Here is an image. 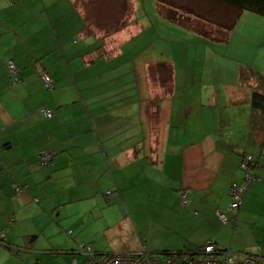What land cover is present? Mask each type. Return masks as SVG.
<instances>
[{"label": "crops", "instance_id": "1", "mask_svg": "<svg viewBox=\"0 0 264 264\" xmlns=\"http://www.w3.org/2000/svg\"><path fill=\"white\" fill-rule=\"evenodd\" d=\"M128 1L123 19L118 11L115 28L102 33L75 0H0V236L8 245L0 255L9 264H79L78 244L107 253L143 242L162 253L212 241L236 255H255L248 252L254 249L264 256V110L251 101L253 92L264 95L259 44L255 62L235 60L231 48L246 40L234 39L237 21L228 35L209 39L158 12L181 34L182 49L168 61L149 51L143 60L149 103L131 112L122 104L121 81H105L120 77V45L148 28L135 17L147 16L137 0ZM242 23L239 33L264 38V21L247 15ZM210 28L209 36L219 33ZM106 59L117 61L113 70ZM160 62L171 65L165 88L153 77ZM247 67L259 74L257 82ZM43 73L53 89L44 88ZM44 107L51 117L42 115ZM140 117L149 120L150 140L149 150L138 153ZM44 150L52 153L48 166L38 163ZM248 153L259 181L235 212L229 188L243 182L241 158ZM136 161L140 169L127 176L124 167ZM138 174L144 204L123 213L119 200L128 192L138 197L131 195ZM251 235L256 242L245 243ZM233 240L239 250L229 247Z\"/></svg>", "mask_w": 264, "mask_h": 264}, {"label": "rangeland", "instance_id": "2", "mask_svg": "<svg viewBox=\"0 0 264 264\" xmlns=\"http://www.w3.org/2000/svg\"><path fill=\"white\" fill-rule=\"evenodd\" d=\"M76 4L80 6L82 10L85 11L84 15H86V19L90 24H93L97 26V28H100L102 33H106L108 31H111L113 28H115V25H117L116 19H117V12L123 11L124 13L126 10L130 7V3L128 0H75ZM138 7H139V13L143 14L145 13L147 16L139 17L134 9L135 17L137 18V22L140 25H147V29H141L137 36L133 37L129 42L123 43L120 45V50L122 52V55L119 56V63L117 67V71L120 75L119 78H109L106 76V83L109 82H117L121 81L122 88L124 90L121 91V100L122 104H125L127 109L129 111H133V109H139L140 105L143 103H149L148 93L145 94V88H144V82H145V75H144V67H143V60L150 52H156L159 54V58H163V60L168 61L172 60L171 57L174 56L178 59V52L181 51L182 47V36L181 34L165 25H163V21L159 17V11H158V4L155 3L156 0H137ZM165 3L167 4L166 7L172 6L171 8H166L167 11L174 12L173 10H180L181 12H185L190 17H194V20L188 21L186 18L182 19L183 22H185L187 25H189L190 28L197 30L198 32H201L200 29L206 32H210L211 25H208L209 23H204L201 18H198L197 16H201L203 18H206L208 20H214V21H227L228 17L224 15V12H227L229 14L230 12L233 13L234 11L232 8L229 9V7L224 5L216 4V0H165ZM159 4L160 7H162L163 4ZM165 4V5H166ZM217 5L219 12L217 13V16L212 15L213 10H217ZM215 7V8H214ZM185 10H189L191 12H187ZM164 12L166 10H163ZM209 11V12H208ZM175 13V12H174ZM235 13V11H234ZM247 15H252L253 17H257L264 21V17L261 15H257L254 13H250L248 11H241L236 16V21L239 23V26L237 27V30L234 33V36L245 38L246 40L241 43V45H236L234 48H231V56L235 60H242V59H248L251 60L253 57L256 58L257 51H258V44L261 49L260 56L263 57L262 59L258 60L257 62L262 63L264 61V38L257 37V36H246L243 33L240 32V27L242 26V22H246ZM125 16L122 15L121 18ZM132 16L134 17V13L132 12ZM229 16V15H228ZM230 17V16H229ZM202 18V19H203ZM118 21V20H117ZM120 21V17H119ZM104 22L105 24H103ZM262 24L261 22L253 23L254 27L256 28L257 32L259 31V28L257 24ZM263 26V24H262ZM104 28V30H103ZM143 30V31H142ZM208 34V33H207ZM254 38V40L249 41L250 38ZM256 38V39H255ZM102 39V38H101ZM263 44V45H262ZM126 53V55H125ZM182 54V53H181ZM106 58L108 56L106 53L104 54ZM127 61H125V59ZM155 58V59H157ZM180 59V57H179ZM174 60V59H173ZM253 62H255V59H253ZM117 61L115 60H109L106 59L105 66L107 68V71L113 70L114 64H116ZM237 65V64H235ZM146 69V68H145ZM154 75L153 77H156L155 80L158 82L161 81V83L165 86L170 85V79L167 78V74L163 68H156V66L153 68ZM135 76V77H134ZM180 79V78H178ZM156 82L155 84H158ZM135 94V102H133V95ZM130 101V102H129ZM157 103V102H156ZM160 103V102H158ZM173 109L175 108V104L172 103ZM133 108V109H132ZM43 114V112H42ZM155 118V117H154ZM175 117H173L174 119ZM126 125V124H125ZM137 130H135L136 135L138 136V139L136 142L138 143L139 152H144L149 150V143L150 140V126H149V120L145 118H137ZM133 128V127H132ZM142 156L144 153H141ZM137 162V163H136ZM133 166L130 164L124 167V171L127 176H132L133 172L135 170H138L139 163L136 161ZM142 162V161H141ZM124 163V162H123ZM132 164V163H131ZM140 169V168H139ZM141 174H138L136 177V186H133L135 189L131 191V195H134L135 193L138 195V197L129 198L130 192H128V195L126 196L125 201L119 200V204L121 207V210L123 213H128L130 209H133L135 207L143 206L144 204V195H143V187L140 181ZM140 195V196H139ZM137 199L138 201L134 202L133 200ZM64 234L69 239L72 238L73 235L69 237V234L67 233V230L64 231ZM223 238L227 239V246L230 240V237H225L223 234L221 235ZM0 236V247L3 249L7 247L8 245L5 244L4 241L1 239ZM245 243L250 242V244L256 242L254 237L251 235L250 241L247 239V241H244ZM201 246V245H197ZM229 247L232 250H239L236 249L235 246V240L232 241V246L229 245ZM187 248L181 250L184 251ZM241 249V248H240ZM258 247H256L255 251H257ZM174 252V251H173ZM249 253H256L255 255H261L262 252H254L253 250H249ZM6 253V252H5ZM50 253H54L52 249H46L44 251V254L51 255ZM115 253V252H111ZM244 254V253H243ZM7 255V254H6ZM5 254L0 255V263L1 264H9L8 256ZM65 255V254H63ZM243 259V256L237 255L235 256V260H241ZM37 264H42L40 261H37ZM46 264H54L53 262L49 261L46 262Z\"/></svg>", "mask_w": 264, "mask_h": 264}, {"label": "built area", "instance_id": "3", "mask_svg": "<svg viewBox=\"0 0 264 264\" xmlns=\"http://www.w3.org/2000/svg\"><path fill=\"white\" fill-rule=\"evenodd\" d=\"M7 68L16 79L18 69L15 62L8 61ZM41 78L48 89L53 88V80L48 74L43 73ZM41 111L47 118L53 114L49 108H43ZM51 158V152L44 151L39 154L41 165H45ZM251 159L252 156L247 154L242 160L241 167L247 173L243 182H233L229 188L231 196L229 207L235 212L241 207L248 187L259 181L258 176L251 170ZM181 199L183 204L187 203L186 193L181 194ZM217 215L223 223H226V216L223 213L218 212ZM77 254L84 257L81 264H264V256L253 254H242L243 259L237 261L235 260L237 255L230 249H220L212 241L192 249L169 253L151 252L143 242H138L134 250L115 253L93 251L89 246L81 244Z\"/></svg>", "mask_w": 264, "mask_h": 264}, {"label": "trees", "instance_id": "4", "mask_svg": "<svg viewBox=\"0 0 264 264\" xmlns=\"http://www.w3.org/2000/svg\"><path fill=\"white\" fill-rule=\"evenodd\" d=\"M156 3L158 4L159 13L162 14L167 20H169L171 22L178 23L179 25H186L187 27H189V25H187L185 22H183L182 19L186 18L189 22L194 20V17H190L187 14H185V12L183 13L180 10H176V9L173 10L175 13L171 12V11L170 12L167 11L166 8H171L172 6L170 5V6L166 7L167 4L165 3V0H156ZM162 3H165L166 5L163 4L162 7H160L159 4H162ZM216 4L227 6V7H229V9L232 8L235 11V13H234V11H232L233 13L230 15L231 12L229 14H227V12H224V15L227 14L226 16L228 17V20L227 21H221V22L214 21V20H208V19L203 18L201 16H197L198 18H201V20L204 23H209L208 25H211L212 27H216V28L219 29V33H217L216 36H209V34H211V33L210 32L209 33L208 32L205 33V31H203L202 29H200L201 32H198L197 30H195L199 34H201L202 36L209 37V39H212V38H223L225 36L226 32H227V35H228V31L232 28L233 24L236 22L237 14L239 12H241V11H248V12L255 13V14H258V15H261V16L264 17V0H216ZM219 5H217V10L215 9V10L212 11V13H213L212 15L217 16V13L219 12V10H218V6ZM163 10H166V11L164 12ZM185 11L191 12L189 10H185ZM120 14L123 15V11H121ZM154 67H152V68H154ZM160 67L163 68V70H165V72L167 74V78L166 79L169 78L170 81H171V79H172L171 65L167 64L166 62L157 63L156 64V68H160ZM247 69L250 71L251 76L254 77V82H257L259 80V78H258L259 74L256 71H254L253 69L249 68V67H247ZM242 77H243V73H242ZM41 80H42V78H41ZM42 84H43L45 89H48L45 86V84L43 83V81H42ZM53 88H54V85H53ZM48 90H50V89H48ZM251 101H252V104L254 106H261L262 105V108L264 110V95L263 94H260V93H257V92H253L252 97H251ZM44 108H47V107H44ZM42 109H40L41 113H42V111H41ZM42 115L44 116V114H42ZM44 151H42V152H44ZM46 152H50V151H46ZM245 155H247V154L242 155L241 162H242V160H243ZM249 155L252 156V159H251V162H250L251 170L256 174V166H257L256 159L254 158V156L252 154H249ZM38 158H39V156H38ZM38 163H39V165H41L40 162H39V159H38ZM49 163H50V161L47 162L45 165H41V166H48ZM244 171H245V169H244ZM246 174L247 173L245 172V175ZM237 183H239V182H237ZM109 193L110 192H107L106 194H109ZM80 245L81 244H78L77 251H79ZM83 245H85V244H83ZM85 246H89L91 248V250H93L91 245H85ZM195 247H197V246L191 245V246H188L186 248L187 249L188 248L192 249V248H195ZM93 251H98V250L94 249ZM77 255L80 256L79 264H81L83 262V260H84L83 259L84 257H82L80 254H77Z\"/></svg>", "mask_w": 264, "mask_h": 264}, {"label": "clouds", "instance_id": "5", "mask_svg": "<svg viewBox=\"0 0 264 264\" xmlns=\"http://www.w3.org/2000/svg\"><path fill=\"white\" fill-rule=\"evenodd\" d=\"M228 249V248H227ZM77 253V252H76Z\"/></svg>", "mask_w": 264, "mask_h": 264}, {"label": "bare ground", "instance_id": "6", "mask_svg": "<svg viewBox=\"0 0 264 264\" xmlns=\"http://www.w3.org/2000/svg\"><path fill=\"white\" fill-rule=\"evenodd\" d=\"M19 186V185H18Z\"/></svg>", "mask_w": 264, "mask_h": 264}]
</instances>
